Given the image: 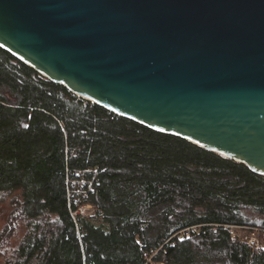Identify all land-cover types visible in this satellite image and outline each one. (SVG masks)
Wrapping results in <instances>:
<instances>
[{
	"label": "trees",
	"instance_id": "trees-1",
	"mask_svg": "<svg viewBox=\"0 0 264 264\" xmlns=\"http://www.w3.org/2000/svg\"><path fill=\"white\" fill-rule=\"evenodd\" d=\"M89 182L94 184L91 190ZM87 194L84 195V191ZM0 264H264V176L78 97L0 47ZM92 204L95 213L70 210ZM201 225L189 238L170 239ZM8 252V253H6Z\"/></svg>",
	"mask_w": 264,
	"mask_h": 264
},
{
	"label": "water",
	"instance_id": "water-1",
	"mask_svg": "<svg viewBox=\"0 0 264 264\" xmlns=\"http://www.w3.org/2000/svg\"><path fill=\"white\" fill-rule=\"evenodd\" d=\"M0 47L264 176V0H0Z\"/></svg>",
	"mask_w": 264,
	"mask_h": 264
},
{
	"label": "built area",
	"instance_id": "built-area-1",
	"mask_svg": "<svg viewBox=\"0 0 264 264\" xmlns=\"http://www.w3.org/2000/svg\"><path fill=\"white\" fill-rule=\"evenodd\" d=\"M94 184L93 182H89V188L88 190H91ZM87 194V190L84 191V195ZM95 213V207L92 204H84L79 206L76 210H70V215L74 221V223H77V217L83 216V217H89ZM201 225H192L189 227H185L178 232H176L170 239L176 238V239H184L191 237L194 233L198 232ZM214 226V232L217 231L218 227H222L225 229L228 234L232 237H240L243 240H246L248 244L254 246L255 248H263L262 244L260 243V240L257 238L258 232H264L263 229L254 228V232H251L250 234H247V230L250 229L251 226L247 225H240V224H222V225H213ZM156 251H151L150 253H144V257L146 258L147 262L152 263V258L155 255Z\"/></svg>",
	"mask_w": 264,
	"mask_h": 264
},
{
	"label": "rangeland",
	"instance_id": "rangeland-1",
	"mask_svg": "<svg viewBox=\"0 0 264 264\" xmlns=\"http://www.w3.org/2000/svg\"><path fill=\"white\" fill-rule=\"evenodd\" d=\"M12 200H13V198H8V199L4 200L3 202H0V261L7 257L3 253V251L6 248L13 246L11 243V239H8V242L6 245H4V243H5V242H3L4 240L1 239V237L6 236V234L9 232V227L8 228H6V227L10 223L9 215L13 209L10 202H12ZM254 228H256V227L251 226L250 229L247 230V234L254 232ZM260 233H262V232H258V234H257V238L259 240H260V238H259ZM237 238L242 240V241H246V240L241 239L240 237H237ZM260 243L263 245V242L261 240H260ZM6 253H8V252H6Z\"/></svg>",
	"mask_w": 264,
	"mask_h": 264
}]
</instances>
